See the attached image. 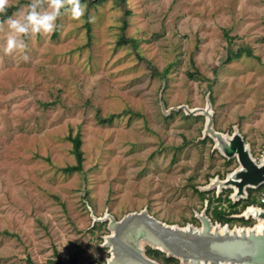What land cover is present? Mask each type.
<instances>
[{
	"label": "rangeland",
	"instance_id": "obj_1",
	"mask_svg": "<svg viewBox=\"0 0 264 264\" xmlns=\"http://www.w3.org/2000/svg\"><path fill=\"white\" fill-rule=\"evenodd\" d=\"M29 2L12 0L9 17ZM81 2L84 23L63 16L51 36L25 38L27 62L5 54L0 32V264H105L107 221L95 220L105 212L147 209L199 227L203 209L211 218L217 204L231 209L230 190L202 189L237 160L203 137L205 116L181 105L212 97L214 128H238L263 156L264 0ZM76 133L82 169L66 172ZM263 191L248 199L264 209ZM245 208L230 227L257 223L237 218Z\"/></svg>",
	"mask_w": 264,
	"mask_h": 264
},
{
	"label": "water",
	"instance_id": "obj_2",
	"mask_svg": "<svg viewBox=\"0 0 264 264\" xmlns=\"http://www.w3.org/2000/svg\"><path fill=\"white\" fill-rule=\"evenodd\" d=\"M176 109L205 116L203 137H210L215 150L226 159L235 158L238 163L225 178L210 179L202 190L215 189L217 194L230 190L228 198L235 203L248 199V190L264 184V150L263 156L256 159L238 128L231 134L216 130L210 97L204 108L181 105ZM196 217L199 227L168 224L147 209L128 212L120 219L105 212L103 217L94 218L107 221L109 234L102 243L109 252L105 264H160L147 255V247L179 260L180 264H264L263 208L250 204L237 215V218H252L262 223L259 229L257 223L250 227H230L214 222L205 209Z\"/></svg>",
	"mask_w": 264,
	"mask_h": 264
},
{
	"label": "clouds",
	"instance_id": "obj_3",
	"mask_svg": "<svg viewBox=\"0 0 264 264\" xmlns=\"http://www.w3.org/2000/svg\"><path fill=\"white\" fill-rule=\"evenodd\" d=\"M10 7L12 0H0V16L6 15ZM86 7L81 0H30L27 10L18 18L8 17L0 22V32H7L5 54H19L27 62L30 58L25 38L51 36L57 29V21L63 16H71L74 21L84 23Z\"/></svg>",
	"mask_w": 264,
	"mask_h": 264
},
{
	"label": "trees",
	"instance_id": "obj_4",
	"mask_svg": "<svg viewBox=\"0 0 264 264\" xmlns=\"http://www.w3.org/2000/svg\"><path fill=\"white\" fill-rule=\"evenodd\" d=\"M99 1H101V0H99ZM124 1L125 0H121V2H124ZM17 8H18V5H14V6L10 7L7 10L6 15L0 16V19L1 20L7 19L12 14V12L15 11ZM86 24H87V27L89 29L88 23H86ZM210 99L212 100V97H210ZM112 119H113V115L109 116L107 118H104L102 120L110 122V121H112ZM68 138L70 139V141L72 143V149L71 150H72V153L75 155L76 164L72 165V166L65 167L64 171H66V172H69V171L70 172L71 171H81L82 162H83V151L81 149V145H82L81 136H80L79 133H76L74 136L69 135ZM197 192H198L199 196L202 197V199H207L210 204L212 203L213 199H215L216 201H219L220 195L218 196V198H214V195L205 197L206 196L205 192H201V191H197ZM225 198H226V200H228V202H230L229 206H230L231 209L226 211V209H223L222 207H220L219 204H217V205H215L213 207L212 213H211L212 219L215 220V221L220 222L221 224L228 223V221L231 218H233V217H231V215L238 212V210L235 209V207H237L239 204L242 205V209H243L246 206H248V205H250L252 203H255V199H253V198L241 200V202L238 201V202H235V203H231V200L228 199V194H226ZM146 253L151 258H153V259L157 260L158 262H160V264H180L179 260H177V259H175L173 257H167L163 252H161V251H159L157 249H152L150 247H147Z\"/></svg>",
	"mask_w": 264,
	"mask_h": 264
},
{
	"label": "built area",
	"instance_id": "obj_5",
	"mask_svg": "<svg viewBox=\"0 0 264 264\" xmlns=\"http://www.w3.org/2000/svg\"><path fill=\"white\" fill-rule=\"evenodd\" d=\"M260 198H261V202L264 203V191L262 192Z\"/></svg>",
	"mask_w": 264,
	"mask_h": 264
},
{
	"label": "bare ground",
	"instance_id": "obj_6",
	"mask_svg": "<svg viewBox=\"0 0 264 264\" xmlns=\"http://www.w3.org/2000/svg\"><path fill=\"white\" fill-rule=\"evenodd\" d=\"M256 225V228L259 229L262 226V223H257Z\"/></svg>",
	"mask_w": 264,
	"mask_h": 264
},
{
	"label": "flooded vegetation",
	"instance_id": "obj_7",
	"mask_svg": "<svg viewBox=\"0 0 264 264\" xmlns=\"http://www.w3.org/2000/svg\"><path fill=\"white\" fill-rule=\"evenodd\" d=\"M255 199V198H254ZM255 202H256V199H255ZM252 204H254V203H252ZM234 214H236V213H234ZM233 215V214H232ZM225 224V223H224ZM226 224H228V223H226ZM150 257V256H149Z\"/></svg>",
	"mask_w": 264,
	"mask_h": 264
}]
</instances>
